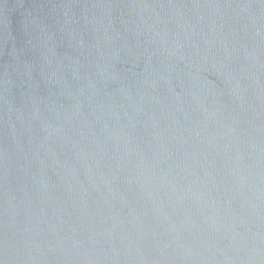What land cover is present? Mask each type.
Segmentation results:
<instances>
[{
	"label": "water",
	"instance_id": "obj_1",
	"mask_svg": "<svg viewBox=\"0 0 264 264\" xmlns=\"http://www.w3.org/2000/svg\"><path fill=\"white\" fill-rule=\"evenodd\" d=\"M0 264H264V0H0Z\"/></svg>",
	"mask_w": 264,
	"mask_h": 264
}]
</instances>
